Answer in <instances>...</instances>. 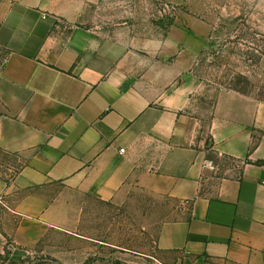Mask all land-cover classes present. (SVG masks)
Segmentation results:
<instances>
[{"label": "crops", "instance_id": "crops-1", "mask_svg": "<svg viewBox=\"0 0 264 264\" xmlns=\"http://www.w3.org/2000/svg\"><path fill=\"white\" fill-rule=\"evenodd\" d=\"M193 1L0 0V245L82 237L92 202L142 193L175 201L156 239L171 264H264V100L226 89L192 112L212 24H88Z\"/></svg>", "mask_w": 264, "mask_h": 264}, {"label": "rangeland", "instance_id": "rangeland-1", "mask_svg": "<svg viewBox=\"0 0 264 264\" xmlns=\"http://www.w3.org/2000/svg\"><path fill=\"white\" fill-rule=\"evenodd\" d=\"M111 15L88 24L113 32L135 25L164 28L182 11L208 19L213 31L195 74L200 81L192 112L209 118L220 90L239 89L264 100V0H195L184 7L162 3L111 5ZM95 16V15H94ZM6 51L0 48V68ZM175 201L135 193L123 205L94 201L86 212L82 237L54 231L32 249L6 242L0 264H171L157 247L162 222L175 216Z\"/></svg>", "mask_w": 264, "mask_h": 264}, {"label": "trees", "instance_id": "trees-1", "mask_svg": "<svg viewBox=\"0 0 264 264\" xmlns=\"http://www.w3.org/2000/svg\"><path fill=\"white\" fill-rule=\"evenodd\" d=\"M236 91H239V92H241V93H244L243 91H241V90H239V89H235Z\"/></svg>", "mask_w": 264, "mask_h": 264}]
</instances>
